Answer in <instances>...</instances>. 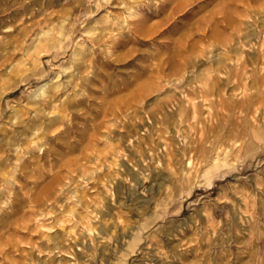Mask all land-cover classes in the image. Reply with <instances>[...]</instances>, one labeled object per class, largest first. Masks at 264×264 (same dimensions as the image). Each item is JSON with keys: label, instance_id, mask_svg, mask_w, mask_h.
Segmentation results:
<instances>
[{"label": "rangeland", "instance_id": "obj_1", "mask_svg": "<svg viewBox=\"0 0 264 264\" xmlns=\"http://www.w3.org/2000/svg\"><path fill=\"white\" fill-rule=\"evenodd\" d=\"M0 264H264V0H0Z\"/></svg>", "mask_w": 264, "mask_h": 264}, {"label": "bare ground", "instance_id": "obj_2", "mask_svg": "<svg viewBox=\"0 0 264 264\" xmlns=\"http://www.w3.org/2000/svg\"><path fill=\"white\" fill-rule=\"evenodd\" d=\"M137 1H138V0H137ZM133 3H134V1H133ZM136 3H137V2H136ZM147 3H148V2H147ZM139 4H140V3H139ZM124 5H125V4H124ZM136 5H137V4H136ZM136 5H135V6H136ZM137 6H138V5H137ZM137 6H136V7H137ZM131 7H132V6H131ZM141 7H142V4H141ZM132 8H133V7H132ZM138 8H139V6H138ZM147 8H149V7H147ZM129 9H130V8H129ZM129 11H131V10H129ZM138 13H140V12H138ZM141 14H142V13H141ZM127 26H128V25H127Z\"/></svg>", "mask_w": 264, "mask_h": 264}]
</instances>
